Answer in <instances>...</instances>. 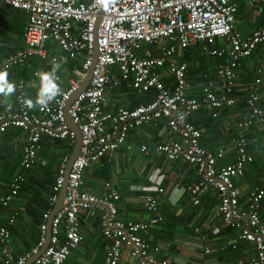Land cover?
Here are the masks:
<instances>
[{
  "label": "built area",
  "instance_id": "1",
  "mask_svg": "<svg viewBox=\"0 0 264 264\" xmlns=\"http://www.w3.org/2000/svg\"><path fill=\"white\" fill-rule=\"evenodd\" d=\"M14 9L27 14L23 32L24 46L9 52L0 62V70L29 65L38 57L43 68L49 71L51 61L62 64L63 58L49 51L54 41L67 60H79L67 84L62 86L64 75L60 71L62 95L47 108L27 109L22 100L28 95L26 81L19 80L13 110L0 108V135L9 130H21L25 134L21 165L25 170L33 168L45 138L67 140L75 144L76 133L67 123L66 104L80 87L93 62L95 28L105 0H1ZM241 0H108L101 14L97 29L98 56L89 84L72 102L68 115L79 126L82 134L80 155L73 161L69 172L64 207L52 218L51 212L58 201L64 184L66 163L70 154L61 159L58 174L49 197V208L43 212L38 225L39 238L28 251L18 254L11 245L10 224H0V246L4 264H27L47 243V248L31 264H64L82 242L80 213L100 215L104 237L109 240L104 264H120L127 249L140 264H174L159 256L160 246L151 245L142 236L151 227L160 224L164 217L159 211V195L145 197L144 208L148 219L127 221L118 217L120 192L110 182L108 191L97 195L86 188L85 171L107 154L121 146L131 148L128 138L131 130L147 124H158L165 119L169 137L158 143L153 150L147 144L141 146L146 154L157 153L168 160L181 159L196 166L198 182L186 190L193 203L198 204L202 195L215 191L218 196L217 216L224 226L239 231L238 238L252 244L253 254L239 259L237 264H264V221L261 216L264 199V183L253 187L247 194L246 209L240 201V190L234 178L253 162L247 151L244 137L234 141L236 157L232 163L219 164L225 157L224 148L212 150L202 142L203 131L191 120L199 109H220L233 105L236 69L241 59L259 52L261 66L254 84L247 92L250 114L233 127L247 128L255 123L264 124V108L260 106V86L264 85V26L245 35L238 27L236 16ZM260 13L264 0H243ZM204 43L211 55L224 60L219 65L217 80L206 78L202 96L190 95L187 81L188 64L176 56L196 44ZM157 50V52L154 51ZM66 60V61H67ZM63 66V64H62ZM169 70L175 85H166L163 75ZM127 86L138 93L156 91L153 100L140 103L134 108L124 106L108 109V88ZM216 115V114H215ZM25 182L23 173L17 174L10 190L2 195L0 204L9 205L19 194ZM158 193L163 186L152 187ZM48 231L50 238L48 239ZM199 231V229H196ZM206 253L211 249L204 248Z\"/></svg>",
  "mask_w": 264,
  "mask_h": 264
},
{
  "label": "crops",
  "instance_id": "2",
  "mask_svg": "<svg viewBox=\"0 0 264 264\" xmlns=\"http://www.w3.org/2000/svg\"><path fill=\"white\" fill-rule=\"evenodd\" d=\"M236 20L237 27L247 35L253 29L264 26V8L262 12L256 13L253 4L241 0ZM26 21L27 14L23 10L14 9L0 0V62L10 51L24 46ZM49 51L59 58H65L61 67L65 80L62 86H65L73 73V69L67 65L71 60H67L54 41L49 43ZM154 51L157 52L155 49ZM261 57L259 52H254L241 59L236 69L233 90L236 102L233 105H225L216 110L203 107L191 117L192 122L203 131L201 142L205 147L212 150L225 149V157L219 164L232 163L236 157L235 139L246 138L247 151L253 156V162L245 167L241 175L234 178L244 209L248 192L264 183V124L255 123L238 129L233 124L250 114L247 92L258 75ZM176 58L188 64L187 81L191 87L189 93L197 97L202 96L201 90L206 78L217 80L218 67L224 60L211 55L204 48V43L189 47ZM72 61L79 66L80 59ZM29 63L14 66L7 72L9 80L16 85L23 78L28 95L34 98L37 90L30 85L37 79L33 78V70L43 68L44 64L38 57L31 58ZM163 79L168 87H174V76L169 70L164 71ZM259 93L260 106L264 108V85L260 86ZM140 94L125 85L108 88V109L116 111L120 106L134 108L140 104L136 105V96ZM15 107V95L7 101L0 97L1 109L13 110ZM168 137L169 128L165 119L156 125L147 124L131 130L127 141L131 145L130 149L127 145L121 146L87 168L86 188L103 196L108 191L105 183L110 182L121 195L118 217L127 221L148 219L150 213L144 208L143 201L148 195L158 194L159 211L164 220L143 232L142 236L151 245L160 246L159 256L174 264H237L239 259H248L253 254L252 244L240 240L236 228L224 226L219 220L217 193L209 191L202 195L200 203L192 202L186 187L199 180L196 166L183 160H168L164 155L141 151L143 144L153 150L156 144L164 142ZM24 138V132L18 129L0 135V198L10 190V184L17 174L23 173L25 176L22 189L7 208L0 204V224H6L15 215L14 223L10 224L11 245L18 254L28 251L37 243L38 225L43 212L49 208V197L55 182L50 185L48 178L56 179L61 159L67 154L64 151L51 153L56 146L55 140L45 138L41 151L48 150L50 157L46 158L39 153L38 163L25 170L21 165ZM68 143L64 140L62 146L67 148L65 144ZM156 184L164 187L162 193L152 188ZM103 212L105 211H100V215L90 216L85 210L81 211L83 242L73 250L64 264H104L109 240L102 232ZM261 216L264 221V199ZM206 246L211 249L209 253L204 250ZM0 264H4L1 246ZM120 264H140V261L125 249Z\"/></svg>",
  "mask_w": 264,
  "mask_h": 264
},
{
  "label": "clouds",
  "instance_id": "3",
  "mask_svg": "<svg viewBox=\"0 0 264 264\" xmlns=\"http://www.w3.org/2000/svg\"><path fill=\"white\" fill-rule=\"evenodd\" d=\"M61 67L62 64L53 59L49 71H37L35 73L37 80L30 87L36 88V95L34 98L22 100L27 109L47 108L49 104L56 101L57 97L62 95L60 77L57 75ZM8 76L7 71L0 70V97H3L5 101L15 95L17 90L16 84L11 82Z\"/></svg>",
  "mask_w": 264,
  "mask_h": 264
},
{
  "label": "water",
  "instance_id": "4",
  "mask_svg": "<svg viewBox=\"0 0 264 264\" xmlns=\"http://www.w3.org/2000/svg\"><path fill=\"white\" fill-rule=\"evenodd\" d=\"M107 1L108 0H105L104 2V6L102 8V11H101V14L107 4ZM101 14L98 16L97 18V23H96V28H95V46H94V54H93V62H92V65L90 66V68L87 70L86 72V75L80 85V87L78 88V90L71 96V98L69 99V101L67 102L66 104V116H67V123L69 125V127L75 131L76 133V141H75V144H74V147H73V150L69 156V159L66 163V167H65V174H64V184H63V187L60 191V195H59V198H58V201L56 202L52 212H51V218L59 211L61 210L63 207H64V199H65V196H66V187H67V182H68V177H69V172L71 170V167H72V164H73V161L75 160V158L80 155V148L82 146V134H81V131L79 129V126L72 120V118L68 115V110L72 104V102L76 99V97L82 92L85 90V88L87 87V85L89 84V81L91 79V76H92V72H93V68H94V65H95V62H96V59H97V56H98V44H97V29H98V24L100 22V19H101ZM50 238V231H48V239ZM48 246V243L41 248V250L32 256V258L27 262V264H31L40 254L43 253V251L47 248Z\"/></svg>",
  "mask_w": 264,
  "mask_h": 264
},
{
  "label": "trees",
  "instance_id": "5",
  "mask_svg": "<svg viewBox=\"0 0 264 264\" xmlns=\"http://www.w3.org/2000/svg\"><path fill=\"white\" fill-rule=\"evenodd\" d=\"M69 60V59H68ZM75 62H73L72 60L71 61H68V66H69V68L72 70L73 68H74V66H75ZM60 73H61V71H60ZM63 74V73H62ZM155 96H156V91L155 90H151V91H148V92H145V93H141L139 96L137 95L136 97H137V103H136V105L138 104V103H146V102H148V101H151V100H153L154 98H155ZM196 121V120H195ZM6 133V132H5ZM66 142H67V140H65ZM62 142H64V140H62V139H57V140H55V147H53L54 148V150H55V152L56 153H64L65 152V154L67 153V154H71V152H72V150H73V145H69V143L66 145L65 144V146L67 147V148H64L63 146H62ZM64 151V152H63ZM53 152V151H52ZM51 152V153H52ZM42 156H44V157H50V154H49V151L48 150H44V151H41L40 150V152H39ZM54 153V152H53ZM38 158H39V155H38ZM178 160H181V159H178ZM49 162V161H48ZM38 163V162H37ZM254 163H255V161H254ZM195 166V165H194ZM87 170V169H86ZM86 172V171H85ZM55 181V179H54V177H52V178H48V183H50V185L51 184H53V182ZM55 183V182H54ZM47 205H48V203H47ZM3 208H7V206H3V205H1ZM46 211V210H45ZM37 238H39V235L37 236ZM38 241V240H37Z\"/></svg>",
  "mask_w": 264,
  "mask_h": 264
},
{
  "label": "rangeland",
  "instance_id": "6",
  "mask_svg": "<svg viewBox=\"0 0 264 264\" xmlns=\"http://www.w3.org/2000/svg\"><path fill=\"white\" fill-rule=\"evenodd\" d=\"M51 152H52V151H51ZM53 152H55V150H54ZM53 152H52V153H53Z\"/></svg>",
  "mask_w": 264,
  "mask_h": 264
}]
</instances>
